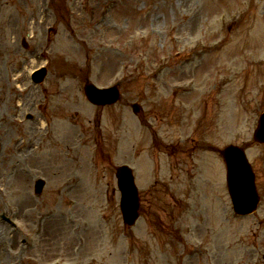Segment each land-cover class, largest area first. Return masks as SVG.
<instances>
[{"label":"rangeland","instance_id":"374dc122","mask_svg":"<svg viewBox=\"0 0 264 264\" xmlns=\"http://www.w3.org/2000/svg\"><path fill=\"white\" fill-rule=\"evenodd\" d=\"M50 1L0 0V264H264V144L252 140L264 0ZM120 80L117 104L83 96L86 82ZM229 142L246 148L261 195L243 220L218 173ZM126 162L141 215L125 230L114 173Z\"/></svg>","mask_w":264,"mask_h":264},{"label":"water","instance_id":"95a60500","mask_svg":"<svg viewBox=\"0 0 264 264\" xmlns=\"http://www.w3.org/2000/svg\"><path fill=\"white\" fill-rule=\"evenodd\" d=\"M85 92L90 99L91 103L95 104H104L106 99H102L101 96L104 92L105 95H108L109 100L112 102L117 98V95L112 93V90L100 91L95 88L93 85H87L85 87ZM260 127L256 131V137L260 140H264V116L260 118ZM242 152L236 149L227 148L223 155L227 165V182L228 189L231 195L233 204L244 206L247 208L245 211H252L251 205L256 202V194L253 185V175L250 170L246 160L242 157ZM118 185L122 191H129L132 188V193L135 197V187L133 185V178L131 171L127 167H120L117 173ZM41 189V182H37L36 190L39 192ZM126 198V197H125ZM122 199V198H121ZM124 199V198H123ZM122 199V212L126 219H133L136 217L135 209L136 203L132 200H123ZM255 206V203H254ZM251 207V208H250Z\"/></svg>","mask_w":264,"mask_h":264}]
</instances>
